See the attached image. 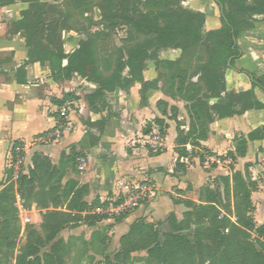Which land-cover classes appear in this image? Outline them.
<instances>
[{
	"label": "trees",
	"instance_id": "1",
	"mask_svg": "<svg viewBox=\"0 0 264 264\" xmlns=\"http://www.w3.org/2000/svg\"><path fill=\"white\" fill-rule=\"evenodd\" d=\"M183 1L0 0V6L16 2L25 5L21 19L13 27L25 39L27 63L47 66L54 81H67L78 76L99 85L97 92L86 96L93 111L106 107L103 102L106 93L115 90L127 93L135 82L142 83L140 95L141 105H144L146 91L156 90L158 81H161L164 93L183 102L190 118L187 132L180 129L181 123H176L175 151L179 158H186V145L198 147V141L205 138L207 126L215 119L240 116L247 111L264 108L254 95L255 89L264 92V75L256 77L248 74L251 89L241 92H227L225 81L227 70L243 73L234 66L241 56L237 38L250 28L252 16L264 15V0L251 3L247 0H215L220 8L222 27L209 32L204 31L205 16L183 7ZM95 11L100 15L98 20L93 18ZM81 15L91 17V26L95 31L78 28ZM121 29L125 30L121 46H114L112 53L101 55L104 44L115 31ZM71 31L84 33L86 40H81L74 52L65 54L62 33ZM169 50L179 52L178 58H161L160 54ZM149 62L155 66L157 79L144 82L143 72ZM193 68L195 70L189 73ZM126 70L128 74L124 75ZM195 78L196 81H193ZM72 99L66 95L57 104L61 107ZM98 104L101 109H98ZM161 104L164 103H158L159 106ZM176 111V108L171 109V118L175 121ZM105 122L102 119L89 126H98L102 131ZM154 123L161 137H165L168 129L165 122L156 118ZM203 125L205 134L197 137V128ZM144 133H150V126ZM263 138L264 127L246 137H236L235 150L229 152L225 159L236 162L237 158L245 156L248 141ZM98 141V137L87 133L79 147L89 149ZM79 158L81 154L74 148L60 167H56L47 157L35 154L28 173L20 175L15 184L2 187L0 264H64L66 245L62 240L54 243L56 236L82 220L99 219L96 213H91L95 209L94 204L89 205L84 200L89 194L88 187L79 186L72 180L63 183L66 168H76ZM225 159L219 157V160ZM219 181L222 191L219 188L209 190L211 196L206 199V205L187 203L189 211L181 221L174 215L169 216L165 221L169 231L165 234L161 235L153 224L134 223L121 239L124 252L121 255L126 257L147 251L149 258L157 264H264V226L256 229L252 217L251 194L256 190V183L251 181L247 172L244 175L236 172L231 179L222 177ZM36 188L37 193H34ZM25 191H28L29 197L35 195L37 208L45 212L41 230L38 232L34 226H25V244L17 249L20 224L15 207L16 196L25 200ZM222 212L224 215L221 216ZM191 224L195 228L192 229ZM89 226H94V223ZM225 230L228 232L224 233ZM252 230L262 240L257 237L250 241ZM52 242L49 252L40 256L46 243ZM241 242L243 249L238 252L236 248ZM106 264L112 263L107 261Z\"/></svg>",
	"mask_w": 264,
	"mask_h": 264
},
{
	"label": "crops",
	"instance_id": "2",
	"mask_svg": "<svg viewBox=\"0 0 264 264\" xmlns=\"http://www.w3.org/2000/svg\"><path fill=\"white\" fill-rule=\"evenodd\" d=\"M252 1L247 0L248 3ZM182 5L205 16L204 31H217L222 27L220 8L215 0H184ZM24 9L25 5L20 2L0 6V182L6 170L11 168L8 156L16 144L25 148L24 174L32 168L33 155L47 157L54 166L60 167L63 159L75 148L86 158L84 171L78 172L75 167H67L63 183L72 180L79 186H87L89 194L84 200L89 205L94 204L93 211L98 215L105 212L107 204L112 207L118 198L123 204L128 202V191L132 192L136 186L147 188L151 194L127 216L118 219L117 223L114 224V219H105L106 224H114L111 230L99 231L87 226L64 230L62 237L68 244L110 249L113 242L119 240V236L114 235L123 234L139 219L162 221L174 215L181 221L189 211L187 203L206 205V199L211 196L209 190L222 187L219 179H231L236 172L242 175L247 172L251 181L256 183V190L251 194L254 208L252 217L256 229L264 226V138L248 141L245 156L237 158L236 162L225 159L229 152L235 150L236 137H246L264 127V108L250 110L240 116L215 119L207 126L205 138L198 141L199 146L186 145L188 156L179 158L175 151L176 123H181L180 129L187 132L183 102L168 97L162 82L158 81V88L147 90L146 103L141 105L142 83L135 82L127 93L120 90L106 93L103 97L106 107L101 109L98 104L100 111L91 110L86 96L97 92L98 84L78 76L67 81H54L47 66L27 63L25 39L13 27L21 19ZM249 26L237 38L241 56L234 66L243 73L228 71L227 92L251 89L248 74L256 77L264 75V15L252 16ZM85 37L84 33L63 32L65 54L74 52L79 42L86 40ZM160 56L175 60L179 52L169 50ZM127 74L128 70L124 72V75ZM143 79L144 82L157 79L152 62L147 64ZM66 95L74 98L69 101L70 131L58 142H37L39 136L55 128L60 109L57 103ZM254 95L264 104L262 90L255 89ZM159 102L164 104L159 106ZM172 108L177 110V121L171 118ZM156 118L162 119L168 129L165 137H162L161 148L154 151L150 148L148 136ZM102 119L106 121L102 131L98 126H89ZM148 126L150 133L145 134ZM87 133L98 137L99 141L89 149L80 148L79 144ZM200 156H204V162ZM219 157L225 160H219ZM209 158L219 163H207ZM177 162L182 166L177 165ZM206 189L208 191H204ZM44 212L36 205L31 207L35 224H40V213ZM84 229L87 230L85 235L81 232ZM256 236L259 238L258 233ZM259 239L262 240V237Z\"/></svg>",
	"mask_w": 264,
	"mask_h": 264
},
{
	"label": "rangeland",
	"instance_id": "3",
	"mask_svg": "<svg viewBox=\"0 0 264 264\" xmlns=\"http://www.w3.org/2000/svg\"><path fill=\"white\" fill-rule=\"evenodd\" d=\"M93 18H95L96 20H98L100 18L98 11L94 12ZM78 24H79V26H78L79 29H82V28L91 29L92 28L91 17L81 15V17L78 20ZM91 31H95V29H91ZM124 38H125L124 30L115 31L114 34H112L110 40L107 43H105L104 46L102 47L103 50L101 52V55H105L107 53H112L114 46H117V47L121 46V42L123 41ZM193 70H195V69L193 68L189 73H192ZM228 71L229 70L225 71V81H227V75L226 74L228 73ZM232 83H233V80H232ZM238 83L241 84L242 81L239 80ZM183 117H184V123L186 124L185 127L188 131L190 118L188 116L186 109H185V113L183 114ZM204 134H205L204 125L201 128H197V131H196L197 137L204 135ZM197 145H198V143H197ZM81 157H84V156H81ZM202 157L203 158H201V161L204 162V156H202ZM76 169H78V163H77ZM77 171L81 172L79 170H77ZM23 172H25V166H23L21 168V174H19V176L22 175ZM13 173H14V170L12 168H10V170L9 169L6 170L5 174H3V177L1 179L0 187H4L10 183L15 184V181H13ZM218 188L221 192L222 187L219 186ZM34 193H37V188L35 189ZM132 193L134 194L135 192H132ZM25 196H26L25 200L20 197L19 203L16 201V204H15V207L18 210V218H19V224H20V236H19L18 241H17V249L25 244V239H26V232H24L25 226H27V227L34 226L36 231L39 232L41 230L40 228H41V224L43 222V213H40L41 222L39 225L35 224L33 222L34 220L32 219L33 214L31 213V207L38 203V201L35 200V195L33 197H29L28 191L27 192L25 191ZM39 199H40V197L37 198V200H39ZM145 200H147V199L145 198ZM140 202L142 203L144 201H139L137 204H139ZM122 203L123 202H121L120 198H118L116 200L115 204L112 205V207L107 204V207L104 208L105 212H102L99 215L96 213V211L91 212L93 214L96 213L95 215H97L96 217H98L99 219L96 218L94 221L89 220V219L82 220L76 226L70 225V226L66 227L56 236L54 243L59 241V240H62L64 242V244L66 245L64 248V251H63V253H64V257H63L64 264H106L107 261H109L112 264H157L156 262H154L153 260H151L149 258L147 251L135 252V253L127 255L126 257L125 256L123 257L121 255L122 253H124L123 249H122L121 239L128 234L131 226L137 222H143L145 224H153L155 226V229H157L159 231V233H161V235L165 234L169 231V226L167 223H165L166 219L162 220V221L159 220V221H153V222H147L146 219H139V220L133 222L128 227V230L125 231L123 234L117 233L114 235V236H119V238H118L119 240H117L116 243L113 242L110 249H104L103 250L101 248L89 247V246H87V247L85 246L84 248L79 247V246L75 247V246H72L71 243L68 244L67 241H65L63 239V237H62L63 233L62 232L64 230L69 229V228L72 229V228H76V227H79L81 229L85 226L90 227L89 225L91 224V222L94 223V226H92V227H95L96 230H99V231H100V229H107V231L111 230L113 228L115 222L118 219L124 218L125 216L128 215L129 212H132V210L135 209L133 204H131L128 208L125 209V211L124 210L120 211V212L113 211V209L119 207ZM84 215L85 214H83L82 217H84ZM222 215H224L223 212L221 213V216ZM102 216L105 218L100 219V217H102ZM230 218L232 219V221H234L233 216H230ZM25 219H28L29 223L25 224L24 223ZM105 219H107V220L108 219H114L115 220L114 224H112V223L106 224V222H104ZM190 227L192 229L195 228L194 225H192V224ZM81 232L83 233V235H85V232H87V230L84 229ZM40 234H42V232H40ZM254 239H257V236H256L255 231L252 230V231H250V241H254ZM90 240L93 241L92 238ZM161 240H162V238H161ZM52 244H53V242L52 243H46V245L40 251L39 255L42 256V254L44 252L48 253ZM91 246H93V245H91ZM236 249L238 250V252L242 251L243 242H241L239 244V246H237ZM16 253H17V251H16ZM117 256L119 257V259L117 258Z\"/></svg>",
	"mask_w": 264,
	"mask_h": 264
},
{
	"label": "built area",
	"instance_id": "4",
	"mask_svg": "<svg viewBox=\"0 0 264 264\" xmlns=\"http://www.w3.org/2000/svg\"><path fill=\"white\" fill-rule=\"evenodd\" d=\"M71 103L68 101L66 102L63 106L60 107L59 109V114L58 118L56 121V126L54 129L51 131L39 136L37 138V142L41 144H48V143H55L58 142L63 138V136L70 131V123L68 121V114H69V109H70ZM162 137L159 132V128L153 124L152 125V131L150 135L148 136V140L150 148L154 151H157V149L161 148V143H162ZM25 148L21 144L14 145L12 148L11 153L9 154V160H10V167L14 170L13 173V181H17L19 174H21V168L25 165ZM78 162V170L83 171L86 165V158L81 157L77 160ZM211 162L218 164L219 161L216 159H208L207 163ZM24 174V172H23ZM2 189V187H0ZM132 192H135L134 194ZM128 191L129 194V199L128 202L122 203L119 207L113 209V211H125L126 208H128L131 204L135 207L139 201L145 200L147 194H150V191L142 186H136L133 191ZM19 196H16V201L19 203ZM24 223L27 224L29 223L28 219L24 220ZM224 233H227L228 231L225 230L223 231Z\"/></svg>",
	"mask_w": 264,
	"mask_h": 264
},
{
	"label": "flooded vegetation",
	"instance_id": "5",
	"mask_svg": "<svg viewBox=\"0 0 264 264\" xmlns=\"http://www.w3.org/2000/svg\"><path fill=\"white\" fill-rule=\"evenodd\" d=\"M92 29H95V28H92ZM96 30V29H95Z\"/></svg>",
	"mask_w": 264,
	"mask_h": 264
}]
</instances>
